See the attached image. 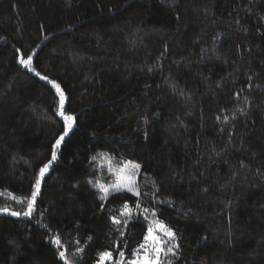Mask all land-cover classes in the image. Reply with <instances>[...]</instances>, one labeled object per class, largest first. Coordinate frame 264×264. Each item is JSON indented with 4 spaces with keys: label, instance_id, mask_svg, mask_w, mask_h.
I'll return each instance as SVG.
<instances>
[{
    "label": "trees",
    "instance_id": "1",
    "mask_svg": "<svg viewBox=\"0 0 264 264\" xmlns=\"http://www.w3.org/2000/svg\"><path fill=\"white\" fill-rule=\"evenodd\" d=\"M148 228L161 264H264V0H0V264H129Z\"/></svg>",
    "mask_w": 264,
    "mask_h": 264
},
{
    "label": "snow or ice",
    "instance_id": "2",
    "mask_svg": "<svg viewBox=\"0 0 264 264\" xmlns=\"http://www.w3.org/2000/svg\"><path fill=\"white\" fill-rule=\"evenodd\" d=\"M31 60H32V57L29 56L27 60H23V59H21V60H20V63H21L22 65L29 66ZM42 79H47V78H46V77H42ZM55 87H57V89L59 88L58 85H55ZM61 105H63V99H61ZM60 115L64 116V119L68 122V123L66 124V126H65V130L67 131V129L71 127V122H72V119H73V118H72V116H70V115H64L63 111H61ZM63 139H64V136L62 135V136H60V137L56 140V142L52 145V160H49L47 164L43 165V167L40 168V170H39V177H43V176L45 175V172L47 171L49 165H50V164H51V163L57 158V150H58L59 146L61 145V142H62ZM125 167H127V166H125ZM132 168L135 169V170H138L139 166H138V165H134V166H132ZM39 184H40V179L38 178V179L36 180V186L38 187ZM93 186L96 187V188H99L101 191H103V192L105 193V197H104V198H106L107 193H108V191H109L108 188L104 187V186L101 185L99 182H97V183L94 184ZM119 187H120L119 185H113V188H114L115 190H119ZM128 191H133V187L131 186V182H130V186H128ZM136 194L139 195V193H136ZM36 195H37V193L34 191V192L32 193L33 198H34ZM33 203H34V201H30V202L28 203V211L24 212V213H23L24 215H30V214H31V211H32V209H33ZM125 209H127V206H126V205H125ZM5 210H6V209H5ZM144 211L147 212L148 210L145 209ZM11 214H12V215H19L20 213H18V212H12ZM121 215H124V213L122 212ZM113 220H114V222L117 223V224L120 223V221H119V220H116L115 217H113ZM159 227H160L161 229H164V230H165L166 235H167V237L169 238V240L174 239V233H173L171 230H168L167 227H166L165 225H159ZM144 241H145V243H142V244L140 245V248L145 250V256H144V258H143V264H161V262H160V258H159V257H160V253L164 251L162 245L165 244V241L162 240V239H160V237L156 236V235L154 234V230H153L152 228H148V229H147V232H146V234L144 235ZM149 241H152V242L154 243V245L156 246V247H155L156 258H155L154 261L151 260V259H149V258H148V255H147V248H148V243H147V242H149ZM53 242H54L57 246H59V245L61 244V239H60L59 237H54V238H53ZM175 247H176V245H171V246H169V247L167 248V253L175 254V253H174V249H175ZM77 251L79 252V251H81V250L78 248ZM59 254H60V257L63 259L64 256H65V253H64L63 251H61ZM120 255H121L122 257L124 256L123 251H121ZM132 255H133V256H136L137 253L134 251V252L132 253ZM111 258H112V254H111V252H104V253H101V254H100V259H99V261H98V264H103V261H104L105 259L111 260ZM117 264H119V262H117ZM129 264H140V261H139V260H131V261H129Z\"/></svg>",
    "mask_w": 264,
    "mask_h": 264
},
{
    "label": "rangeland",
    "instance_id": "3",
    "mask_svg": "<svg viewBox=\"0 0 264 264\" xmlns=\"http://www.w3.org/2000/svg\"><path fill=\"white\" fill-rule=\"evenodd\" d=\"M127 166V167H125ZM133 164H130L128 162H125L118 167H115L112 169V178L108 180L103 186L108 188L109 190H113V185H119V189H127L128 186L133 187L135 184V180L137 177V172L135 169L132 168ZM143 243L145 241L143 240ZM148 243V248H147V255L148 258L151 260H155L156 258V252H155V245L152 241L147 242ZM144 250V249H143ZM145 256V253H142L137 260L140 261V264H143V258Z\"/></svg>",
    "mask_w": 264,
    "mask_h": 264
}]
</instances>
